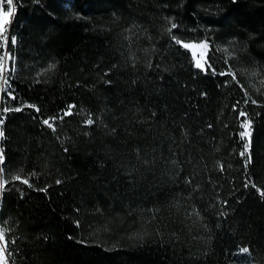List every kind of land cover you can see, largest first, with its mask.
<instances>
[{
  "label": "trees",
  "instance_id": "obj_1",
  "mask_svg": "<svg viewBox=\"0 0 264 264\" xmlns=\"http://www.w3.org/2000/svg\"><path fill=\"white\" fill-rule=\"evenodd\" d=\"M13 6L0 38L10 263L264 264V0ZM204 43L202 70L183 44Z\"/></svg>",
  "mask_w": 264,
  "mask_h": 264
},
{
  "label": "snow or ice",
  "instance_id": "obj_2",
  "mask_svg": "<svg viewBox=\"0 0 264 264\" xmlns=\"http://www.w3.org/2000/svg\"><path fill=\"white\" fill-rule=\"evenodd\" d=\"M7 3L9 5V9L8 11H4L2 8H0V38H4L5 37V33L7 31V25L10 24V17L12 16L13 12H14V8L12 7V4H13V0H7ZM173 27H175V25H173ZM12 42L14 43L15 40L13 38ZM4 43L7 44V39L5 38L4 39ZM177 43H180V41H177ZM183 47L185 48H190V49H195V48H201V49H207V44L204 43V44H199V45H196V44H183ZM202 58V57H201ZM197 68H200V69H204V64L201 63V60L200 59H197L196 60V65H195ZM14 70V69H13ZM5 73V57L3 56H0V88L4 87V85H6L7 83V76L4 75ZM15 111H21V109L19 108H16L14 109ZM71 114V110L69 109V111H67L65 113V115H70ZM239 115L241 117H244L246 116V113H244L243 111H241L239 113ZM0 123H2V121H0ZM88 123H92L91 120L88 121ZM44 124H46L49 128H52L53 125L51 123H49L48 120H44ZM241 128L244 129V131H242L240 133V136H241V139H244L246 137L250 138L251 136V121L250 120H245L244 122L241 123ZM3 132L0 131V137H3ZM248 150V145L246 144L245 145V152H247ZM245 152H242L241 155L243 156L245 154ZM3 163V156L0 155V164ZM16 180H20V176L17 175L15 177ZM23 183L25 184H28V180H23L22 181ZM5 187V184H4V179H3V176L0 175V189H3ZM5 240V237H4V234L2 231H0V241H4ZM5 247H6V243H5V246L4 247H0V264H7V260H6V257H5ZM243 252H247L248 249H242Z\"/></svg>",
  "mask_w": 264,
  "mask_h": 264
},
{
  "label": "rangeland",
  "instance_id": "obj_3",
  "mask_svg": "<svg viewBox=\"0 0 264 264\" xmlns=\"http://www.w3.org/2000/svg\"><path fill=\"white\" fill-rule=\"evenodd\" d=\"M12 7L14 8L13 4H12ZM0 8H2L4 11H8V8L6 7V5H4L3 3L0 4ZM14 13V12H13ZM13 16V14H12ZM12 16L10 17V24L7 25V31L5 34H7V36L5 37L7 39V44L4 43L5 47L8 45V41H9V35H8V32H9V28H10V25H11V21H12ZM4 38V39H5ZM193 55L195 56L196 59H199V55H202L203 56V51L204 49H201V48H195V49H191ZM4 57H6V55H4ZM5 66H6V60H5ZM7 72V68L5 67V73ZM4 73V75H5ZM5 86V85H4ZM4 87L0 88V114H1V111H2V105H1V94H2V90H3ZM249 146V144H248ZM249 149V147H248ZM0 174H1V169H0ZM1 196H2V189H0V201H1ZM1 205V204H0ZM5 244H4V241H0V247H4ZM5 257H6V260H7V264H11L10 263V260H9V257L7 255V252H6V249H5Z\"/></svg>",
  "mask_w": 264,
  "mask_h": 264
}]
</instances>
